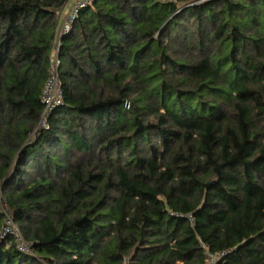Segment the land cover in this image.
Returning a JSON list of instances; mask_svg holds the SVG:
<instances>
[{"label": "trees", "instance_id": "obj_1", "mask_svg": "<svg viewBox=\"0 0 264 264\" xmlns=\"http://www.w3.org/2000/svg\"><path fill=\"white\" fill-rule=\"evenodd\" d=\"M0 0V264H264V0Z\"/></svg>", "mask_w": 264, "mask_h": 264}, {"label": "built area", "instance_id": "obj_2", "mask_svg": "<svg viewBox=\"0 0 264 264\" xmlns=\"http://www.w3.org/2000/svg\"><path fill=\"white\" fill-rule=\"evenodd\" d=\"M95 0H72L68 5L66 12L63 14L60 25L57 30V39L52 54L51 68L49 71V79L43 89L42 103L45 106V115L41 121V128L47 129V119L53 111L63 104V91L59 78V51L64 36L70 34L73 30L78 14L82 9L89 7ZM16 228V232L13 230ZM14 237L17 240V246L20 251L29 253V247L25 244L19 229L15 226L12 219L7 218L2 234L0 236V245L7 237ZM215 259L211 257L210 263L215 264Z\"/></svg>", "mask_w": 264, "mask_h": 264}, {"label": "rangeland", "instance_id": "obj_3", "mask_svg": "<svg viewBox=\"0 0 264 264\" xmlns=\"http://www.w3.org/2000/svg\"><path fill=\"white\" fill-rule=\"evenodd\" d=\"M12 228H13V230H14V231L16 230V228H15V227H13V226H12ZM15 232H16V231H15Z\"/></svg>", "mask_w": 264, "mask_h": 264}]
</instances>
